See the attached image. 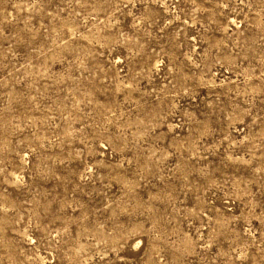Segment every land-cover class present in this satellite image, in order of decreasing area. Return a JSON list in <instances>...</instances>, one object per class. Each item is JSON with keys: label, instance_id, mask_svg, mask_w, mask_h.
Segmentation results:
<instances>
[{"label": "rangeland", "instance_id": "1", "mask_svg": "<svg viewBox=\"0 0 264 264\" xmlns=\"http://www.w3.org/2000/svg\"><path fill=\"white\" fill-rule=\"evenodd\" d=\"M0 264H264V0H0Z\"/></svg>", "mask_w": 264, "mask_h": 264}]
</instances>
